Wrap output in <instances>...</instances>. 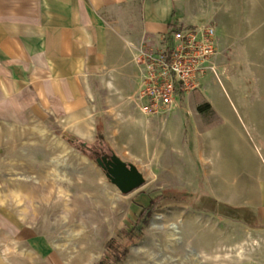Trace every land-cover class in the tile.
I'll return each instance as SVG.
<instances>
[{"label": "rangeland", "instance_id": "1", "mask_svg": "<svg viewBox=\"0 0 264 264\" xmlns=\"http://www.w3.org/2000/svg\"><path fill=\"white\" fill-rule=\"evenodd\" d=\"M196 2L197 20L182 27L207 23L217 26L216 0ZM239 4L236 13L226 18L225 37L242 58L248 53L249 42L255 38L247 31L249 26L252 23L264 25V1L257 7L249 0H240ZM229 12L232 13V9ZM175 23L178 25L179 19ZM261 31L255 40L263 44L264 31ZM166 50L167 46L160 49ZM221 52L220 58L231 59L235 54L234 50L223 48ZM208 78L220 84L224 81L221 74ZM228 78L225 77V81L230 80ZM205 81L200 89L188 95L180 93L173 109L178 117L175 123L185 122L186 137L181 138L168 125L164 126V119L162 123L152 124L150 132L156 140L151 153L159 150L153 162L154 173L143 164L144 161L147 164L151 155L145 149L143 130L147 128L146 118L155 117H149L136 103L128 108L131 118L126 123L116 117V110L126 102L105 108L102 96L91 95L67 111L55 110V106L50 105L49 109L34 108L26 118L9 124L0 122V264H84L81 261H85L86 256L65 244L67 230L82 219L76 199L87 189L91 190L92 197L106 191L120 196L119 205L110 213V223L102 221L103 229L111 226V231L99 240L103 253L93 264H102L106 256L103 264H218L213 260L200 263L195 256L199 251L219 250L235 256L233 246L246 237L249 227L239 221L236 212L219 207L215 196L207 190L208 176L201 160L200 143L203 142L210 156L216 151L220 119L208 102ZM240 84L248 88L249 80L241 79ZM217 103L222 106L221 99ZM161 117L164 118L163 114ZM87 122L94 124L92 132ZM96 144L101 151L135 166L144 178V185L124 193L98 162L99 152L93 149ZM130 151L142 159L135 158ZM60 171L72 178L71 185L66 182L62 187L56 181L54 175ZM20 176L37 179L30 183ZM61 188L75 200L58 201ZM140 196L151 200L142 212L137 203ZM148 215L149 221L144 224ZM180 222L183 225L178 232L173 224ZM134 228L140 239L130 244L125 261L118 263L109 253L108 243L121 235L123 229ZM31 232H36L49 245L46 252L34 245ZM253 236L261 240L262 246L250 250L248 256L264 264V237ZM54 255L59 262H55ZM232 264L246 262L235 260Z\"/></svg>", "mask_w": 264, "mask_h": 264}, {"label": "crops", "instance_id": "2", "mask_svg": "<svg viewBox=\"0 0 264 264\" xmlns=\"http://www.w3.org/2000/svg\"><path fill=\"white\" fill-rule=\"evenodd\" d=\"M162 1L0 0V122L9 124L50 105L67 111L87 95L102 96L105 108L135 105L140 51L166 47L172 22L179 19L183 26L197 20V0H169L171 9L165 15ZM239 1L215 3L220 49L234 53L225 26ZM249 1L257 7L264 0ZM262 28L249 26L255 38L247 55L219 57L222 84L205 81L220 124L216 151L211 156L205 151L201 132L200 154L207 190L218 206L236 212L253 235L264 237V43L255 40ZM241 79L249 80L248 88L241 86ZM163 117H152V122L164 119L171 131L186 137L185 122L175 123L174 110ZM137 203L142 212L151 200L140 196Z\"/></svg>", "mask_w": 264, "mask_h": 264}, {"label": "built area", "instance_id": "3", "mask_svg": "<svg viewBox=\"0 0 264 264\" xmlns=\"http://www.w3.org/2000/svg\"><path fill=\"white\" fill-rule=\"evenodd\" d=\"M166 40V51L143 48L136 59L140 69L136 104L149 117L171 112L180 93L200 89L214 74H222V54L214 25L184 26Z\"/></svg>", "mask_w": 264, "mask_h": 264}, {"label": "bare ground", "instance_id": "4", "mask_svg": "<svg viewBox=\"0 0 264 264\" xmlns=\"http://www.w3.org/2000/svg\"><path fill=\"white\" fill-rule=\"evenodd\" d=\"M171 9V4L169 0L162 1V13L165 15ZM116 117L122 123H126L131 118V111L128 109V103L125 106L121 107L119 110H116ZM147 124L144 130V140H145V149L151 153V147L153 142L156 140L154 135L151 134L150 128H152V120L146 118ZM89 132H92L95 129V126L92 122H87ZM166 124H164L165 126ZM135 158L141 160V156L138 154H134L131 151L129 152ZM159 150H155L151 153L149 161H144L148 167V171L154 173L153 171V162L158 158ZM61 172V171H60ZM57 178V182L63 186L68 182L70 185L72 184V178L68 176L67 173H59L54 175ZM20 178L26 182L35 183L36 179L34 176H20ZM66 179L68 181H66ZM107 186V185H106ZM108 187V186H107ZM67 189V188H66ZM87 192V193H86ZM82 191L81 196L76 199L77 206L80 207L82 219L80 220L78 225H73L72 228L67 230V243L65 247L71 245L72 249L76 250L78 253H82L85 255V261L82 259L81 262L84 264H93L97 259L101 258L103 250L100 249L99 240L107 234V232L111 231V226H108V229H103L102 221L105 219L109 223L110 213L112 209L119 205L120 196L115 193L104 192L101 193L99 197H92L90 195L91 190L87 189ZM89 193V194H88ZM66 199L67 201L75 200L69 193H67L64 188L60 189L58 194V201H62ZM83 204V205H82ZM182 222L174 223L173 227L177 229L178 232L181 230ZM34 237H32V242L34 245L43 252H46L49 248V245L44 241L42 237L37 236L36 232H31ZM57 246H61L57 244ZM260 246H262L261 240L259 238H255L253 236V232L250 230L246 231V237L238 241L233 249L236 250V255L233 256L230 252L223 254L222 252H212L208 253L205 251L195 252V256L198 257L200 263L205 260H213L215 263H224V264H232L233 261H244L246 264H259L255 259H253L249 255L250 250L255 251ZM55 262H59V259L54 255Z\"/></svg>", "mask_w": 264, "mask_h": 264}, {"label": "water", "instance_id": "5", "mask_svg": "<svg viewBox=\"0 0 264 264\" xmlns=\"http://www.w3.org/2000/svg\"><path fill=\"white\" fill-rule=\"evenodd\" d=\"M98 162L107 171L108 176L120 189L128 194L144 185V178L135 166L125 163L115 155L110 163L105 164L102 159Z\"/></svg>", "mask_w": 264, "mask_h": 264}, {"label": "trees", "instance_id": "6", "mask_svg": "<svg viewBox=\"0 0 264 264\" xmlns=\"http://www.w3.org/2000/svg\"><path fill=\"white\" fill-rule=\"evenodd\" d=\"M182 28L181 25H177L175 22L170 24V32L168 33L167 40L170 42L173 39V35L178 32ZM151 212H149L150 215ZM149 215L144 218V224H147L149 221ZM136 228L134 229H123L121 235L116 236L111 239L108 243V251L113 257L116 258L118 263H122L125 261L126 257L129 254L130 244L135 243L140 239L139 233L136 232ZM106 258H104L102 264L106 262Z\"/></svg>", "mask_w": 264, "mask_h": 264}, {"label": "flooded vegetation", "instance_id": "7", "mask_svg": "<svg viewBox=\"0 0 264 264\" xmlns=\"http://www.w3.org/2000/svg\"><path fill=\"white\" fill-rule=\"evenodd\" d=\"M95 151H97V152H99V157H98V159L100 158V159H102L103 160V162L105 163V164H108V163H110V161L112 160V158H113V155H110L109 153H107L106 151L105 152H103V151H101V148H100V145L99 144H96V146L93 148Z\"/></svg>", "mask_w": 264, "mask_h": 264}]
</instances>
